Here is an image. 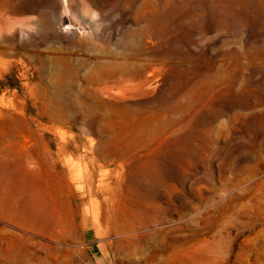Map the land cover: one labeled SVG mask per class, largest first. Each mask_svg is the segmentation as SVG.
I'll return each mask as SVG.
<instances>
[{
  "label": "rangeland",
  "instance_id": "1",
  "mask_svg": "<svg viewBox=\"0 0 264 264\" xmlns=\"http://www.w3.org/2000/svg\"><path fill=\"white\" fill-rule=\"evenodd\" d=\"M186 263L264 264V0H0V264Z\"/></svg>",
  "mask_w": 264,
  "mask_h": 264
},
{
  "label": "bare ground",
  "instance_id": "2",
  "mask_svg": "<svg viewBox=\"0 0 264 264\" xmlns=\"http://www.w3.org/2000/svg\"><path fill=\"white\" fill-rule=\"evenodd\" d=\"M131 68H132V67H131ZM109 72H110V71H109ZM135 73H136V72H135ZM108 74H109V73H108ZM108 74H107V75H108ZM110 74H111V73H110ZM106 89H107V87H106ZM108 90H109V89H108ZM120 90H121V89H120ZM88 91H89V90H88ZM115 92H116V91H115ZM89 94H90V93H89ZM151 114H152V113H151ZM157 115H158V113H157ZM146 116H147L148 118H150V119H154V118H155L154 115L146 114ZM146 116H145V117H146ZM158 116H159V115H158ZM145 120H146V119H145ZM146 122H148V121H146ZM164 126H165V125H164ZM166 128H167V127H166ZM159 130H160V129H159ZM163 131H164V130H163ZM161 132H162V131H161ZM161 135H162V134H161ZM131 150H132V149H131ZM90 176H91V175H90ZM74 180H75V179H74ZM74 180H73V181H74ZM90 181H91V179H90ZM90 181H89V182H90ZM84 185H85V184H84ZM80 187H81V185H80ZM141 246H142V245H141ZM127 248H128V247H127ZM159 249H160V248H159ZM150 250H151V249H150ZM140 251H141V250H140ZM142 251H143V250H142ZM154 251H156V250H154ZM133 253H134V252H133ZM133 253H132V254H133ZM155 253H156V252H155ZM149 255H150V254H149ZM152 255H153V254H152ZM154 255H155V254H154ZM149 258H150V257H149ZM138 262H139V261H138ZM138 262H137V263H138ZM186 264H187V263H186ZM191 264H192V263H191Z\"/></svg>",
  "mask_w": 264,
  "mask_h": 264
}]
</instances>
